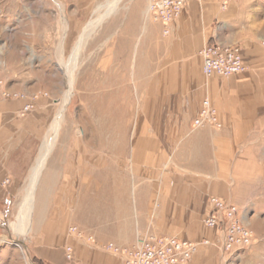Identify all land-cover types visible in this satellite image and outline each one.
Here are the masks:
<instances>
[{"label":"crops","instance_id":"crops-1","mask_svg":"<svg viewBox=\"0 0 264 264\" xmlns=\"http://www.w3.org/2000/svg\"><path fill=\"white\" fill-rule=\"evenodd\" d=\"M54 1L66 16L64 33L74 35L88 10L109 0ZM123 1L126 4L97 32V94L107 105L103 118L95 113L98 122L113 129H120V122L124 130L132 128L129 164L121 150L113 154L114 160L103 149L88 153V141H72L70 153L49 156L35 190L31 249L44 264H119V255L102 245L131 244L154 210L160 231L212 242L200 246L186 264H223L238 250L222 253L214 228L213 239H198L205 229L195 232L188 227L199 220L202 209L204 223L210 197L234 203L232 185L226 173L217 172L215 161L214 169L204 168L197 175L170 166L165 135L167 130L184 129L187 121L192 124L200 109L211 78L203 74L199 54L206 42L237 43L247 67L261 64L256 57L261 47L254 36L244 34L245 17L234 0L224 7V0H190L167 25L144 21L147 0ZM133 90L135 101L127 98ZM37 98L0 97V211L23 186L24 192V177L36 159L37 141L26 139L38 137L45 121ZM27 104L32 107L23 111ZM218 114L222 128L224 117ZM187 150L192 155L193 150ZM70 226L92 234L96 244L70 234ZM67 245L73 249L71 261L65 258Z\"/></svg>","mask_w":264,"mask_h":264},{"label":"rangeland","instance_id":"rangeland-1","mask_svg":"<svg viewBox=\"0 0 264 264\" xmlns=\"http://www.w3.org/2000/svg\"><path fill=\"white\" fill-rule=\"evenodd\" d=\"M111 1L94 4L78 31L72 35L64 33L68 28L63 26L66 16L54 0H0V78L9 90L24 92L27 97L38 95L36 100L40 113L43 118L45 116L38 137L26 139L37 141L34 158H37L40 145L70 89L72 95L63 111V120L49 156L70 153L72 141H88V153L95 154L103 149L104 154L114 160L113 154L121 150L126 153L129 164L132 128L128 126L124 130L120 122L116 125L122 127L116 130L107 126L106 122H98L95 111L103 118L102 108L107 102L98 97V88H88L95 83L94 75L97 73L94 59L97 56L98 29L114 17L115 10L126 4L123 0L116 3L115 10L89 35L72 70V79L68 77L70 53L79 35L91 19L103 12L102 6ZM234 2L239 4L245 17L241 28L244 34L256 38L261 47L256 57L263 62L247 67L242 73L209 76L211 78L203 98L208 96L222 113V128H195L190 120L185 123L184 129L167 130L165 139L169 143L170 166L182 171L188 169L197 175L199 170H212L216 164L217 172L226 173L232 185L235 199L232 201L240 206V213L254 236L250 246L234 252L223 264H264V0ZM58 6L60 13H55ZM65 9L68 10V7ZM143 18L144 21L153 20L146 19L144 12ZM128 95H131L128 99L135 101L134 90ZM116 141L125 142L119 145ZM187 149L193 150L192 155ZM201 150H204L205 156L201 155ZM49 156L45 164L49 163ZM204 158L209 159V166ZM28 176L27 173L24 177V185ZM23 187L8 201L7 208L0 211V264H44L31 249L32 223L30 232L25 236L15 232ZM33 211L34 208L31 220ZM204 214L202 209L199 220L188 228L195 232L204 228L205 232L199 234L198 239L202 236L213 239V229L203 223ZM156 215V211H150L145 229L169 234L155 225L153 220Z\"/></svg>","mask_w":264,"mask_h":264},{"label":"built area","instance_id":"built-area-1","mask_svg":"<svg viewBox=\"0 0 264 264\" xmlns=\"http://www.w3.org/2000/svg\"><path fill=\"white\" fill-rule=\"evenodd\" d=\"M190 0H147L144 10L146 19L151 18L163 25L169 24L177 18L183 7ZM230 0H224L222 7ZM166 32V30H165ZM199 54L202 58V72L205 76H229L247 70L241 48L237 43L206 42ZM38 95L31 96L36 98ZM0 97L27 98L24 92L9 90L0 78ZM32 107L24 106L23 111ZM195 128L211 127L219 129L222 124L219 119L217 106L206 96L202 99L200 109L192 120ZM210 209L205 216L204 224L219 232L215 244L222 253H231L251 245L253 231L243 221L240 208L231 202L212 196L209 199ZM69 233L77 238L96 244L92 234L86 233L77 226H70ZM212 242L205 238L202 240H187L176 235L156 233L150 229L138 232L134 241L128 245H115L107 243L103 248L109 249L119 255V264H186L193 254L202 245ZM65 258L73 259V249L65 247Z\"/></svg>","mask_w":264,"mask_h":264},{"label":"bare ground","instance_id":"bare-ground-1","mask_svg":"<svg viewBox=\"0 0 264 264\" xmlns=\"http://www.w3.org/2000/svg\"><path fill=\"white\" fill-rule=\"evenodd\" d=\"M119 0H112L110 3H108L105 6H102L103 12L98 14L95 18L91 19L86 26L84 27L83 31L79 35V38L74 45L71 53H70V59L68 62V77L72 79V70L76 64V61L78 59V56L80 52L82 51L84 44L89 37V35L94 31V29L101 23V21L112 11L116 8V3ZM93 76V75H92ZM95 76V83L92 84V86H89V89L98 88L97 86V73ZM74 77V76H73ZM124 94V93H123ZM72 95V91L68 89V91L65 94V97L62 100L61 106L52 121V124L47 132V135L43 142L40 145L39 154L37 158L35 159L34 164L32 165L31 171L28 176L27 184L24 188V195L23 198L19 204L18 207V217L19 221L15 225V232L17 234H21L25 236L30 232V226L32 223L31 220V213L35 205V190L37 186V182L39 179V176L41 174V171L44 167V164L55 144V141L57 139L58 131L61 125V122L63 120V111L65 109V106L68 104L70 98ZM102 108V107H101ZM90 201V200H89ZM88 203V202H87ZM97 203V202H96Z\"/></svg>","mask_w":264,"mask_h":264}]
</instances>
